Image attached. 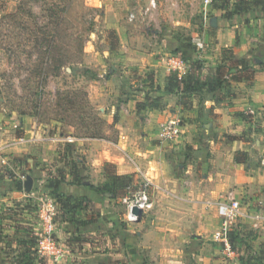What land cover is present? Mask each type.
Segmentation results:
<instances>
[{
	"label": "rangeland",
	"instance_id": "1",
	"mask_svg": "<svg viewBox=\"0 0 264 264\" xmlns=\"http://www.w3.org/2000/svg\"><path fill=\"white\" fill-rule=\"evenodd\" d=\"M149 1L0 0V128L12 137L32 126L39 136L49 137L44 144L22 147L26 152L18 158L3 153L0 168L6 167L4 173L13 179L33 163L37 180L58 188L53 196L85 199L73 209L84 206L94 224H101L96 220L103 216L106 227H119L122 240L134 247L135 264H264V202L243 194L240 183L233 182L234 162L244 160L245 154L235 151L234 162L217 157L205 139L210 135L205 119L196 126L189 118L191 128L181 130L182 135L176 123L165 136L151 117L165 102L167 81L161 66L148 64L149 58L154 62L169 52L185 61V73L169 70L172 95L184 85L171 84L188 77L195 88L206 84L200 91L224 86L238 76L237 68L222 69L224 74L217 76L222 63L209 67L192 58L189 38L197 28L178 30L187 36L181 44H168V30L160 24L165 22L163 13L157 12L156 0L148 9ZM116 21L131 40L122 41L121 29L109 25ZM133 50L141 53L135 63ZM223 53L226 66L249 68L243 79L250 86L260 62L236 58L227 48ZM147 100L153 105L148 107L151 116L136 108ZM78 129L99 136L79 137ZM124 130L131 133L121 145L124 151L112 158L123 164L119 168L110 157ZM242 134L231 137L248 141L249 135ZM16 166H21L19 171ZM144 183L152 208L129 222L122 197ZM231 192L241 198L244 214L231 226L225 247L216 234L221 224L217 206ZM251 214L255 219L246 222ZM48 262L46 257L42 264Z\"/></svg>",
	"mask_w": 264,
	"mask_h": 264
},
{
	"label": "crops",
	"instance_id": "2",
	"mask_svg": "<svg viewBox=\"0 0 264 264\" xmlns=\"http://www.w3.org/2000/svg\"><path fill=\"white\" fill-rule=\"evenodd\" d=\"M156 1L157 12L163 13L162 17L165 20L160 24L168 30L165 38L168 44H181V40L187 36L182 34L183 31L178 34V30L197 28V33L189 38L193 46L192 58L203 61L209 67H214L218 63L226 65L227 58L223 50L227 48L236 58L248 60L253 57L255 60L258 55L260 64L256 66L258 68L254 72L250 86H247L242 78L232 79L224 86H215L211 90L202 88L201 91L188 93L180 91L177 95L165 91V102L157 113L151 116L148 106L142 108L140 112L155 117L157 120L155 123L159 124V132L162 135H165L167 128L176 123L180 128L179 135H182L181 130L186 132L191 128L189 118L193 119L192 124L196 126L207 120L210 135L205 139L217 157L222 156L234 162L235 151L241 150L245 154L244 160L234 162L236 171L233 182L240 183L238 185L243 194L253 195V199L264 202V163H261L259 156L264 151V58L261 56L263 55L261 51H264V0H213L209 4L203 0ZM155 13L156 11L152 17ZM109 25L121 29L122 41L131 40V37L128 39L124 33L120 22H110ZM172 29L177 31H171ZM132 40L135 41L136 38ZM133 51L134 57L130 58L135 63L141 53L139 50ZM149 59L148 64L154 67L161 66L164 78L170 74L169 70H177L174 68L176 61H181L182 69L185 67L182 58L169 52L160 55L159 58L156 56L154 62ZM200 93L203 97L198 95ZM181 95L190 97L176 99ZM248 109H253L252 115H249ZM120 114L123 117L122 110ZM184 118L187 120L180 126L179 121ZM2 129L0 130L2 162L3 153H13L18 158L26 152L22 147L27 144L33 142L44 144L49 140V137L39 136L32 126H25L21 136L12 137ZM242 132L249 135L248 141L231 137L232 134L241 136ZM48 134L52 138L55 136L50 132ZM130 134L124 130L116 144L118 148L112 151L114 154L110 157L119 168L124 167L123 164L112 158L123 153L124 148L121 145ZM25 156L26 159L32 160V156ZM16 167L17 170L21 168ZM5 170L6 167L0 168V264H42L45 261L46 257L40 254L39 247L48 213L53 223L52 237L60 255L57 259L47 257L49 260L47 264H73L76 261L81 264L136 263L134 247L128 245L130 242L126 243L127 240H122V230L119 227L113 225L112 228L106 227L103 216L96 220L98 222L100 219L101 224H94L95 221L88 219L84 206L73 209V204L85 199L72 195L53 196L52 190L58 188L46 180H37L35 177L37 171L34 170L33 163L28 165L26 170L22 167L20 170L23 173L13 179L4 173ZM29 173L31 178L28 177ZM66 192L67 190H64V193ZM254 219L251 214L245 221ZM130 231L124 230L126 234H130Z\"/></svg>",
	"mask_w": 264,
	"mask_h": 264
},
{
	"label": "built area",
	"instance_id": "3",
	"mask_svg": "<svg viewBox=\"0 0 264 264\" xmlns=\"http://www.w3.org/2000/svg\"><path fill=\"white\" fill-rule=\"evenodd\" d=\"M212 1L213 0H203V2L206 4L212 3ZM153 7H155V0H150L148 9ZM133 18L134 14L130 13L129 20H132ZM174 68L181 70V61H176ZM248 113L253 114V109H248ZM166 130L168 131L166 132ZM166 130L164 132L165 136L173 133L172 126ZM260 161L261 163H264V152H262L260 155ZM122 202L125 205L126 220L129 222L138 221L145 212L152 208V201L147 191V183H144L137 190L133 192L130 191L128 195L122 197ZM135 206L142 211L141 216L133 213L132 209ZM217 213L220 217L221 224L216 234L221 238V241L225 247H229L228 234L230 228L234 222H236L237 218L244 214L241 198L235 196L234 193L231 192L228 197L218 203ZM262 219H264V215L262 216ZM45 220V230L40 239L39 252L42 256L53 257L54 259H57V257L60 255V252L57 250L56 244L52 237L53 223L49 213L46 215Z\"/></svg>",
	"mask_w": 264,
	"mask_h": 264
},
{
	"label": "trees",
	"instance_id": "4",
	"mask_svg": "<svg viewBox=\"0 0 264 264\" xmlns=\"http://www.w3.org/2000/svg\"><path fill=\"white\" fill-rule=\"evenodd\" d=\"M201 61V60H200ZM203 62V61H202ZM238 67H240L241 69H238ZM225 68H229V70L230 69H232V68H237V72H238V76H234V78H233V80H240L241 78H248V76L246 75V71H248L249 70V68L248 67H244L245 69H243L240 65H233V64H231V65H228V66H226L225 64H223V65H218L217 67H216V75L217 76H221V75H223L224 74V71L222 70V69H225ZM245 72H244V71ZM244 72V73H243ZM166 81H167V85H166V87H165V91H168V92H170V76L169 75H167L166 76ZM194 81H193V79H192V77H188V78H184V79H181L179 82H177V83H174V85L173 84H171L172 86H175V87H177L178 86V88L179 87H181V85H184V87H182V89H181V92H185V93H188V92H191V91H198L199 89H197V88H199V87H203V85H206V84H203L202 83V81H201V83L202 84H200L197 88H195L193 85H192V83H193ZM212 88H210V89H208V90H211ZM148 102V100L146 101V102H144V103H141V104H143V105H139V103L136 105V108L137 109H142V108H144V106L146 107V106H148V107H153V105L151 104V103H147ZM86 104V107L88 108V109H90V106H89V104L86 102L85 103ZM77 106V104H75L72 108H75ZM77 132H78V136L79 137H97V136H99V135H97V134H95V133H92V132H82L81 131V129H78V130H76ZM236 162H240L241 160L240 159H236L235 160ZM230 232V231H229Z\"/></svg>",
	"mask_w": 264,
	"mask_h": 264
},
{
	"label": "water",
	"instance_id": "5",
	"mask_svg": "<svg viewBox=\"0 0 264 264\" xmlns=\"http://www.w3.org/2000/svg\"><path fill=\"white\" fill-rule=\"evenodd\" d=\"M255 60L260 62L259 58H255ZM132 211H133V213L137 214L138 216H141V214H142V211L139 208H137L136 206L133 207Z\"/></svg>",
	"mask_w": 264,
	"mask_h": 264
}]
</instances>
